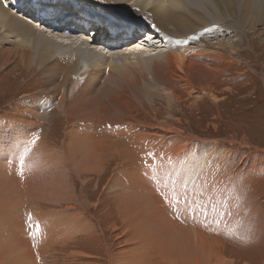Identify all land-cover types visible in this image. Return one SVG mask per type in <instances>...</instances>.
<instances>
[{"label": "rangeland", "instance_id": "obj_1", "mask_svg": "<svg viewBox=\"0 0 264 264\" xmlns=\"http://www.w3.org/2000/svg\"><path fill=\"white\" fill-rule=\"evenodd\" d=\"M6 1L8 4L13 2V0ZM30 1L35 0H26L28 3H31ZM61 1L48 0L46 4L52 2L56 6L60 2L62 5ZM257 1L260 3L255 11L264 16V0ZM63 2L67 4L68 8H73L74 5L83 8L82 14L92 15L104 26L114 19L119 25L128 24L131 19L136 21V17L143 21L141 23L147 22L143 20L138 11L130 8L129 3L119 5L120 7L111 4L110 8L116 13L112 16L113 12L108 11V6L100 3L98 5L101 6V9L96 11L92 9L91 3L86 0H72V2L63 0ZM201 2L207 3L215 11L201 9L207 17L209 16L210 21L213 13L219 15L216 7L210 5L212 0H201ZM237 2L241 3L242 0H237ZM39 5L35 4L37 7H32L31 10H41L47 17L52 15L48 11L49 6L40 7ZM69 5L72 6L69 7ZM10 8L16 16L21 17L20 19L23 17L35 29L45 32L48 37L56 41L59 40L57 42L61 43L60 40L62 39L58 36L65 35L50 30L51 26L48 27L47 23L40 25L39 22L30 21L29 16L25 13L17 12L11 6ZM56 14L59 15L57 12ZM53 16L54 14L49 21L51 25L56 24L57 18H53ZM258 18L259 16L252 26H249V21L245 29L243 28L245 27L244 23L240 21L236 26L238 30L233 32L226 29L230 21H225L222 17L217 19L221 23L224 21L228 23H225L227 25L224 26L223 24L220 25L224 29L223 34L220 37L216 35L212 39L209 38L208 43L236 40L239 52L234 57L235 63L230 72L215 80L213 97L209 99L196 92L190 94L189 91L176 86L181 103L180 106H173V109H170L163 96L165 87L158 88V83L154 82L152 90H157L161 96L150 97L149 100L143 102L137 112L136 110L133 111V116L137 120L148 125L153 124L151 123L153 118L157 119L156 124L162 125H166L165 122L170 119H175L177 125L175 128H178L183 136L181 134L177 136L174 133H159L155 129H150L151 126L140 125V127L136 126L133 132L129 129L130 132L125 135L126 138L124 135L120 138L115 137L113 132L124 124H115L114 126L113 122L106 119L97 125L94 132L91 129L82 130L87 128L83 123L82 129H77L78 133H81L83 137L90 134L96 139L93 147L102 163V167L90 168V170L80 169L77 165L74 167L69 160H65L63 165L59 163L58 159L66 154L67 134L72 125L68 123L66 116L62 115L56 101L55 103L52 101V98L63 93L54 90L50 82L36 69L27 72L25 68L19 65V58L13 57L12 60H9L10 58L5 57L7 51L4 50L9 48L21 49L18 48L15 38L3 39V33L0 32V123L4 124L15 118L16 114H20L25 106H30L33 102L38 105L43 99L44 105L47 107L44 110L41 104L43 110L40 112L41 115L36 118L38 124L30 126L25 124L24 130L27 129L26 132H30L29 138H31L33 145L30 150H35L37 147L42 148L38 156L33 155L35 159L32 162H36L38 158L43 159V162L33 187L23 191L25 197H22L21 206L28 203L29 206H25V213L31 215L34 212L31 215L33 223H38V217L42 214L54 219L51 215L53 214L62 218L72 229L75 224L69 220L68 216L75 215L74 220H76L75 223L78 227L77 232L71 231L72 236L55 235L54 241L48 244L47 242L36 241L37 236L33 238L30 233L26 234L34 257L33 264H172L169 258L165 260L160 254L155 255L146 250L145 244L139 247L140 237H136V227H140L138 223L140 217L136 211V203L140 208L143 204L141 199L136 196V185L141 186V181L146 180L151 182L154 187L156 185V190L163 196L161 200L164 203L168 201V204L174 205L173 207L169 206L171 211L169 209L167 211L168 217L170 219L173 217L174 223L177 224L178 222L185 233L188 231L200 233L202 238L207 237L216 244V256L212 258L210 264H264V18L261 20ZM146 28L148 27L146 26ZM88 32L85 34L74 32L78 36L75 40L82 37L88 40L93 39L91 30ZM24 33L26 36H30L33 32L26 30ZM102 34L104 37V32ZM97 37L93 47H96L97 50L98 47L104 49V46H101V35ZM229 37L233 38L230 39ZM139 39L140 36L133 42H137ZM63 40L64 44L67 43L66 45L71 46L70 49H73L72 47L87 48L86 44L92 42L87 41L84 46V43L78 45L80 44L79 41L74 42L73 39V43L68 39ZM173 42L177 43V41ZM130 43L132 42L130 41ZM160 44L159 40L156 45L160 47L158 46V49L153 47L156 49L154 54L161 53V51L165 53L167 49L170 50V47H164ZM124 45L126 43L121 46ZM113 47H109L107 44L104 51L105 55ZM143 49L145 54L153 53L150 47H143ZM123 54L127 55V53H121V55ZM121 55L117 54L116 56ZM141 56L142 53H139L136 57L132 55L130 59L138 60ZM71 60L73 61V56ZM94 61L99 60L95 59ZM88 64L92 65L93 63ZM32 65H35L34 59ZM83 70L78 68V71L71 78L81 75ZM56 82L60 83V79L57 78ZM130 89H126L130 93L124 97L131 98V102L135 101L136 97ZM46 91H49V94ZM137 91L138 89H136ZM25 114L28 115L26 112ZM80 124L78 123L77 127ZM123 130H125L124 127ZM157 138L162 140V143ZM41 142L42 145H40ZM119 144L122 145L120 149L122 155L123 148L128 150L126 152L128 157H122L124 163L118 159L120 154L117 153V146ZM177 147L183 148L181 152L176 149ZM171 149H174L173 152ZM160 155L166 156L167 162L170 163L168 170L166 169L167 173L162 174L163 176L157 175L155 171L158 165L166 171L162 166L166 162L159 160L162 158ZM159 161L162 165L158 164ZM122 168L125 169L122 171ZM57 171L58 173H56ZM55 174L63 175L62 178H66L69 186L62 188L57 183L54 184L56 181L48 182ZM142 174L143 176H140ZM14 178L19 186L20 178L15 175ZM206 180L216 183L213 187H217L214 188V192L217 193L210 195L207 185L204 187L205 191L200 188V185L205 184L204 181ZM50 183L54 185L50 186ZM40 184H43V189L47 187L50 191L46 200L45 197L41 198L43 191L38 192L37 199L33 198V191ZM131 187H133V191H130ZM152 187L151 191L155 190ZM56 188L59 190L58 194L55 192ZM194 188L200 191V198H202L201 200L205 198L203 200L205 203H197L200 202L197 200L195 206H199L198 208L194 205L185 204L184 201L178 203L177 200L181 194L188 196L193 193ZM181 190L183 193L180 194L179 191ZM143 193L148 194V189L144 188ZM69 196L73 199L72 202L66 200ZM58 197L63 200L57 202ZM129 200L133 201L130 211L128 208L123 211L121 204L123 201L129 202ZM208 200L210 201L208 202ZM10 203H13L14 213L9 211V216L16 213L13 217L19 219L17 222L23 220L24 223L29 224L27 221L28 214L20 220L19 213L16 211L18 206L16 201H4L0 207V212L6 211V205L9 207ZM174 203L179 207L175 206ZM3 216L2 212L0 221L3 220ZM88 226H90L89 230ZM135 242L136 249L134 248ZM10 245L12 244L8 243L7 246ZM10 253H5L4 258L8 259ZM127 253L129 254L126 255ZM11 264H15V261Z\"/></svg>", "mask_w": 264, "mask_h": 264}, {"label": "bare ground", "instance_id": "obj_2", "mask_svg": "<svg viewBox=\"0 0 264 264\" xmlns=\"http://www.w3.org/2000/svg\"><path fill=\"white\" fill-rule=\"evenodd\" d=\"M51 1L56 2L57 0ZM65 1L67 2V0ZM86 1L90 2L92 9H95L96 11L101 9V6L99 7L98 5L99 3L108 6V11L113 12L112 16L116 13L110 8L111 4L120 7L119 5L129 3L130 8L138 11L139 14L142 15L143 20L147 22L141 23L143 21L136 17V21L135 19H131V23L129 22L128 24L124 23L119 25L116 24L118 22H115L114 19L108 23L109 25L105 24L104 26L92 15H87L86 13L82 14L83 8H78L75 5L72 6L73 4L69 5V7L72 6L73 8H68L63 0L61 1L62 5H60L61 3L59 2L56 6L52 2L47 5L46 3L48 0H35L30 1L31 3L26 2V0H13L10 4H8L6 0H0V32L3 33V39L11 37L15 38L18 48L21 49L15 50L9 48L8 50H4L7 51L5 57L10 58L9 60H12L13 57L19 58V65L25 68L27 72L36 69L50 82V85L54 90L63 93L52 98V101H54V103L56 101L57 107L59 106V109H61L60 111L62 112V115L66 116L68 123L72 125L70 127L71 130L68 131L67 134L66 154H64V157L58 155L60 157V159H58L59 163L63 165L65 160H69L74 167L77 165L80 169L88 170H90V168H100L102 167V163L97 156V151H95L93 147V143L96 142V139L90 134L83 137L81 133H78V130L82 129L84 126L83 123L87 128L82 130L88 131L91 129L94 132L97 125L106 119L113 122L114 126L115 124H124L123 126H120V128H116L115 131L113 128V134H115V137L120 138L123 135L124 137L125 135H128L130 130L133 132L136 126L140 127V125H148L147 123L137 120V118L133 116V111L136 110L137 112L143 102L149 100L150 97L160 95L157 90H152L154 82L158 83V88L165 87L163 96L170 109H173V106H180L181 103L180 96L177 94V87L189 91L190 94L195 92L198 94L200 93L203 97L205 96L210 99L213 97V84L215 80L230 72L231 67L235 63L234 57L238 54L239 48L235 42L236 40L226 42L224 40L219 41L218 39L219 42L215 41L210 44L208 43L209 38L212 39L216 35H219L220 37L224 31L221 26L222 24L223 26L227 25L225 24L228 23L225 22L227 20L230 21V23H228L229 28L226 27V29L233 32L234 30H238L236 26L240 21L244 23L245 27L243 28L245 29L246 24L249 21V26L255 24L257 16H259L258 19L260 20L261 18H264L263 15H259L258 12L255 11L258 9L260 3V1L257 0H242L241 3H238L237 0H212L213 2L210 5L216 7L219 15L213 13L214 15H212L211 21L208 18L209 16L207 17L201 9L215 11L207 3L201 2V0ZM70 2H72V0H70ZM80 2L82 3L83 1ZM35 4L37 6L40 4V7H53L48 11L52 15L54 14L53 18H57L55 21H58L57 26H53L49 23L52 15L47 17V15L41 10H31L32 7H37ZM10 6L17 12H23L28 15L29 17H27L30 21L39 22L40 25L47 23L49 25L48 27L51 26L50 30L58 31L65 35L58 36L59 38L61 37L62 40L68 39V41L72 42L73 39L74 42L79 41L80 44L78 45L84 43L85 46V43L89 40L83 37L79 38V40H75L78 37L76 33L85 34L91 27H93V33H95L96 30H99L98 34L95 35V38L101 35V46H104V49L97 46V50L96 47H93L95 38L91 44H86L87 48L76 47L78 49L75 50L76 48L72 47L74 50L70 49L71 46L66 45V42V44H64L62 40H60L61 43L57 42L59 40L56 41L53 38L48 37L45 32L35 29V27H33L31 23H28L26 19H23V17V20L20 19L21 17L16 16L10 10ZM56 12L61 15L60 20H58L60 16L57 15ZM76 16L78 18H73ZM220 17L225 20L223 23H221L220 20H217ZM83 23L85 26H83ZM76 24L77 30H75L74 32L76 33H74L70 30V25H74L71 27L73 28ZM146 26L148 28H146ZM108 29H110L111 32ZM26 30L33 33L30 36H26L24 33ZM143 31L145 32L143 33ZM103 32L104 37L102 36ZM49 34L51 33L49 32ZM139 36H141V39H143L144 36L146 38H152L155 36V38L149 40L148 43H140L141 39L137 42H133V40L136 41ZM229 38L231 39L233 37ZM85 39H87L86 42ZM159 40L161 46L164 45V47H170V50L168 51L167 49V52L165 53L160 50L161 53L154 54V52H156L155 48L157 47L158 49L159 45L156 44L159 43ZM130 41L132 43H130ZM173 41H177V43L175 44ZM106 43L109 47H114L111 50H108L105 55L104 51L107 47ZM125 43L126 45L121 46ZM143 47H150V50L153 53L150 52L151 54H145ZM154 49L155 51H153ZM121 53H127L128 56L124 54L121 55ZM139 53H142V56L139 57L138 60L130 59L132 58V55L136 57ZM117 54H120L121 56H116ZM72 56L73 61L71 60ZM33 59L35 60V65H32ZM95 59H98L99 61L96 62L94 61ZM88 63L93 64L90 65ZM78 68L84 69L82 74L75 78H71L76 71H78ZM57 78L60 79V83L56 82ZM128 88H131L130 90L136 97L134 99L136 102H130V100H132L131 98L124 97L130 93V91L126 90ZM135 88L138 89L137 92ZM48 92L49 91H46L47 94H49ZM96 93H98V95H95ZM44 103L43 99L38 105L33 102L30 106H25L20 114H16L17 116L15 118L8 120L4 124L0 123V207L4 201H16V204L18 205L16 211L19 213V215H17L20 220L24 219L26 217L25 215L28 214L25 213V206L28 203L21 206L23 202L22 197H25L23 191L30 190L33 187L34 180L38 176L43 162V159L41 158H38L34 163L32 162L35 159L33 158V155L38 156L40 153L39 151L42 148L37 147L35 150H30L33 146L32 140L29 138L30 132H26L27 129L24 130V128L25 124L29 126L32 124H38L36 118L41 115L40 112L43 109L45 110L47 108ZM41 104L43 105V109ZM25 112L28 113V115H26ZM156 122L157 119L153 118L151 122L153 124L148 125L151 126L150 129H155L159 133H174L177 136L182 133L178 128H175V126H177L175 119H170L165 122L166 125L156 124ZM18 123L19 125H17ZM78 123L81 124L77 127ZM104 125L110 127L109 125ZM123 127L125 130H123ZM95 137L97 138V136ZM172 139L173 137L171 138V143L173 141ZM158 140L160 142L162 141L160 139ZM42 142L40 145H42ZM170 142L168 143L171 145ZM121 147L122 145L120 144L117 146V153L121 155H118V159L124 163L122 157H128V153H126L128 150L127 148H123L124 152L122 155V150H120ZM26 148L27 154L25 155L24 150ZM176 149L181 152L183 148L177 147ZM171 150L173 152L174 149ZM176 153L178 152L176 151ZM21 155H24V168L22 175L20 166ZM104 155L106 154L104 153ZM160 157L162 158L159 160L165 161L166 163L162 165L161 161H159L158 164L162 165L165 170H168L170 163L167 162L166 156L160 155ZM151 159L152 157L150 160ZM158 166L155 168L157 175L167 173V170L164 171L162 167ZM124 169L125 168H122V171ZM58 171L56 173H58ZM14 175L20 178H18L19 186L22 190L19 188ZM140 176H143V174ZM62 177L63 175L59 176L58 174H55L48 182L56 181L54 184L57 183L62 188L65 186L68 187L69 184L66 178L63 179ZM146 178L144 179L146 180ZM48 182L46 184H48ZM204 183L205 184L200 185L202 190L207 185L208 192L211 193L210 195L217 193L214 192L217 187H213L216 183H213L211 180H206ZM54 184L50 183V186ZM151 186H153L152 188H155V190L153 189V191H151ZM144 188L148 189V194L146 195L143 193ZM175 189L177 188L175 187ZM39 191H43L41 198L45 197L46 200L50 194L49 189H47V187L43 189V184H40L33 191V198L37 199ZM130 191H133V187L130 188ZM55 192L58 194L59 190L57 189ZM179 192L180 194L183 193L182 190ZM199 192L200 191L196 188L193 193L188 196L181 194L177 201L178 203L184 201L185 204L195 206L196 201L200 200V202L197 203L201 204V202H204L203 200L205 198L201 200L202 198H200ZM136 196L141 199L143 204L140 208L138 203H136V211L140 217L138 219L140 227H136V237H140L139 247L142 244H145L146 250H149L155 255L160 254L165 260L169 258L172 264L211 263L212 258L216 256V244L206 236V238H202L199 235L200 233L198 234L189 231L188 233H185L183 228H180L181 225H179L178 222L177 224L174 223L172 220L173 217L170 219L167 213L169 206L172 205L168 204V201L164 203L163 200H161L163 199V196L156 190V185L154 187V185L148 180L141 181V186L136 185ZM62 200V198L58 197L57 202ZM66 200H69L70 202L73 201L70 196ZM209 201L210 200H208V202ZM132 204L133 201L131 200H129V202L123 201L121 207L123 211L127 208L130 211ZM174 204L179 207L176 203ZM12 207L13 203H10L9 207L6 205V211H2L4 216L3 220L0 221V223H2L0 224V264H11L13 261H15V264H33L34 257L30 250L29 241L26 239V234L33 231V229L30 228L29 224L24 223L23 220H21L22 222H17L19 219L13 217L16 213L15 215L12 214L14 213ZM195 207L198 208L199 206ZM9 211H12V215L10 216ZM2 212H0V214H2ZM51 215L54 219L49 218L45 214L38 217L40 233L37 235L36 241L38 240L40 243L43 241V243L47 242L48 244L49 242L52 243L54 241L55 235L72 236V232L78 231V227L75 223L76 220H74V218H76L75 215L68 216L69 220H72L75 224L72 229L71 227H68L62 218L53 214ZM89 227L90 226H88V230ZM18 232L20 233L18 234ZM66 233L70 235H67ZM8 243H11L12 245L7 246ZM134 248L136 249V242ZM9 252L11 253L8 259L11 262L3 256L5 253ZM128 254L129 253L126 255Z\"/></svg>", "mask_w": 264, "mask_h": 264}, {"label": "snow or ice", "instance_id": "obj_3", "mask_svg": "<svg viewBox=\"0 0 264 264\" xmlns=\"http://www.w3.org/2000/svg\"><path fill=\"white\" fill-rule=\"evenodd\" d=\"M26 154H27V149H25V155ZM20 166H21V175H22L23 174V168H24V155L20 156ZM177 218L179 219L178 215H177ZM28 221H29L30 228L34 229L33 231L30 232V234L33 236V238H35L40 233V226H39L38 223H33L32 222V217H31L30 214L28 216Z\"/></svg>", "mask_w": 264, "mask_h": 264}]
</instances>
